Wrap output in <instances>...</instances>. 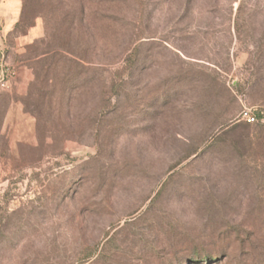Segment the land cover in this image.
Returning a JSON list of instances; mask_svg holds the SVG:
<instances>
[{"label":"rangeland","instance_id":"obj_1","mask_svg":"<svg viewBox=\"0 0 264 264\" xmlns=\"http://www.w3.org/2000/svg\"><path fill=\"white\" fill-rule=\"evenodd\" d=\"M239 2L149 0L97 40L81 0H0V264H264V0ZM97 69L124 76L98 126Z\"/></svg>","mask_w":264,"mask_h":264},{"label":"trees","instance_id":"obj_2","mask_svg":"<svg viewBox=\"0 0 264 264\" xmlns=\"http://www.w3.org/2000/svg\"><path fill=\"white\" fill-rule=\"evenodd\" d=\"M148 1L149 0H81V3L78 4L79 8L78 11H76L77 13L69 15L71 16L69 22L73 23L76 20L79 26H82L87 22L86 25L91 31L95 32L94 36L97 37V40H102V36L99 35L101 29H106L111 32L110 34H114L116 33V28H120L119 30L124 31L128 26H134L133 21L139 19L142 15V10L145 8V5L148 4ZM161 1H163L165 5H168V7L172 6V4H179L184 6V10H187L195 0H159V2ZM235 1L237 0H231V2ZM239 1L237 12L242 13L244 12L243 9L250 5V0ZM213 8L217 9L218 5H214ZM67 21L68 17L66 18L65 15V22ZM234 23H236L234 27H237V21ZM101 48L105 50L103 47ZM97 56L100 57V54L98 55L97 53ZM127 57L126 66L130 63V66L132 67L135 63L136 49H133ZM130 59H133V63L130 62ZM97 71L100 72L97 73L96 79L98 99L95 105L94 125L100 123V121L105 118V115L115 114L118 111V108L116 107H109V93L111 94V91L117 89L124 81V76H121L117 81H114L105 70L97 69ZM124 71H127V69L123 68V72Z\"/></svg>","mask_w":264,"mask_h":264},{"label":"built area","instance_id":"obj_3","mask_svg":"<svg viewBox=\"0 0 264 264\" xmlns=\"http://www.w3.org/2000/svg\"><path fill=\"white\" fill-rule=\"evenodd\" d=\"M15 78V72L7 63L4 57H0V90L6 89L10 82ZM248 123L254 122V118L248 114H244Z\"/></svg>","mask_w":264,"mask_h":264}]
</instances>
